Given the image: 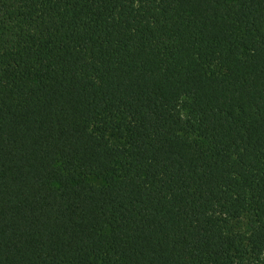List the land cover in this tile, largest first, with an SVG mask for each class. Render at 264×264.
<instances>
[{"label": "trees", "instance_id": "16d2710c", "mask_svg": "<svg viewBox=\"0 0 264 264\" xmlns=\"http://www.w3.org/2000/svg\"><path fill=\"white\" fill-rule=\"evenodd\" d=\"M0 264H264V0H0Z\"/></svg>", "mask_w": 264, "mask_h": 264}, {"label": "rangeland", "instance_id": "374dc122", "mask_svg": "<svg viewBox=\"0 0 264 264\" xmlns=\"http://www.w3.org/2000/svg\"><path fill=\"white\" fill-rule=\"evenodd\" d=\"M111 138L113 139L114 142H118L117 139H116L114 136H112ZM88 181H89L91 184L98 185V186H103V185H105V182H104L103 180H97V179H95V178H90V179H88Z\"/></svg>", "mask_w": 264, "mask_h": 264}]
</instances>
